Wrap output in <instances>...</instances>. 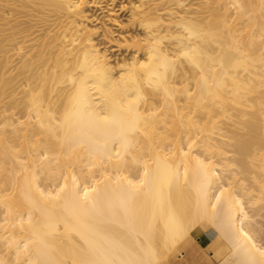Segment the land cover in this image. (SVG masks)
Masks as SVG:
<instances>
[{"label": "bare ground", "instance_id": "obj_1", "mask_svg": "<svg viewBox=\"0 0 264 264\" xmlns=\"http://www.w3.org/2000/svg\"><path fill=\"white\" fill-rule=\"evenodd\" d=\"M208 253L264 264V0H0V264Z\"/></svg>", "mask_w": 264, "mask_h": 264}, {"label": "rangeland", "instance_id": "obj_2", "mask_svg": "<svg viewBox=\"0 0 264 264\" xmlns=\"http://www.w3.org/2000/svg\"><path fill=\"white\" fill-rule=\"evenodd\" d=\"M196 243H198L197 240ZM208 258L211 260V264H219V261L211 253H208Z\"/></svg>", "mask_w": 264, "mask_h": 264}, {"label": "crops", "instance_id": "obj_3", "mask_svg": "<svg viewBox=\"0 0 264 264\" xmlns=\"http://www.w3.org/2000/svg\"><path fill=\"white\" fill-rule=\"evenodd\" d=\"M188 259H190V258H188ZM186 263L189 264V262H186ZM203 264H211V260H208V261L204 262Z\"/></svg>", "mask_w": 264, "mask_h": 264}]
</instances>
